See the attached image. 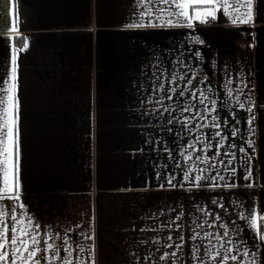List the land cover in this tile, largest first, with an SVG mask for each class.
<instances>
[{
  "label": "crops",
  "instance_id": "0c3cea01",
  "mask_svg": "<svg viewBox=\"0 0 264 264\" xmlns=\"http://www.w3.org/2000/svg\"><path fill=\"white\" fill-rule=\"evenodd\" d=\"M246 4L213 0L207 7L217 24H207V17L189 28L183 17L161 15L169 6L158 0H0V89L11 86L16 57L19 202L25 205L18 211L40 225L45 240L55 236L49 242L61 246L62 256L68 239L74 264H173L158 257L177 251L167 245L183 235L175 264H198L194 244L204 264H212L205 250L214 255L220 242L213 238L210 246L203 233L222 234L225 225L232 254L243 264H264V241L240 219L249 210L264 216V0H252L251 23H232ZM148 9L152 14L141 16ZM168 19L171 26L161 24ZM136 24L146 26L129 27ZM174 73L184 77L176 81L188 89L183 97L168 91ZM161 82L164 92L154 91ZM162 95L173 96L163 101L171 105L167 112L155 103ZM196 111L207 119L187 123ZM253 114L254 135L247 124ZM216 131L227 139L221 155L209 161L215 168L195 161L202 151L185 160L197 136L211 139L207 155L214 156L221 141L212 138ZM249 139L255 142L247 149L250 161L237 151ZM249 167L252 177L245 180ZM189 168L195 171L185 180ZM217 172L223 180L212 179ZM199 175L204 179L196 182ZM177 215L180 231L164 227ZM258 223L264 232V220ZM194 231L202 238L192 241ZM246 250L256 256H243Z\"/></svg>",
  "mask_w": 264,
  "mask_h": 264
},
{
  "label": "snow or ice",
  "instance_id": "6c2138e0",
  "mask_svg": "<svg viewBox=\"0 0 264 264\" xmlns=\"http://www.w3.org/2000/svg\"><path fill=\"white\" fill-rule=\"evenodd\" d=\"M159 3H163L165 5H168L169 7L166 9H160L161 15H163L165 12H167L168 16H178L183 17L186 21H188L187 26L189 28L193 27L192 21H199V22H205V19L207 17L216 18V12L212 9L207 7V5H210L213 3V0H158ZM174 5V8L176 10H172V6ZM252 0H247L246 4V13L237 16L236 18L232 19V23H237L239 21L240 23H251L253 21V12H252ZM152 14L151 9H148L145 12L141 13V16H150ZM161 24H167L171 26L173 24V21L171 19L168 20H161ZM144 24H136V25H130L129 27H145ZM155 27V25H151ZM13 31H16L14 28ZM25 48H27V43L24 45ZM12 83L11 86L7 89H0V91H5L7 93L6 96H0V173H2V183H0V264H55L57 260L61 262V264H74V260L72 259L73 252H72V246L68 244V239L64 240V244L68 245V247L63 248V252L65 255H61V246L56 245L54 243H50L49 241L54 240L55 236L48 235L47 239H44L43 234L40 233V225L35 223L33 219L28 216L23 211L25 208V205L23 203H20L21 200V193H22V184L20 182L19 174H20V142H19V100L17 97V91H16V57L13 55L12 57ZM183 76H179L178 74H173L171 76V79L169 81L170 84L174 85L168 89L169 92L173 94H177L180 97H183L185 95V92L188 91V89L185 87L183 90H181L180 85L176 83L177 80H183ZM189 85L192 84V80L189 79L187 81ZM157 92H164L165 85L163 82H161L158 87H155L153 89ZM193 99L196 98V93L193 92L192 94ZM200 96L202 97L200 99V103L203 104L204 100L207 99L206 96H204V93L201 92ZM172 100V95L160 96L159 100H156L155 103L160 104V106L163 108L165 112L169 111L171 108V105L168 107H164L163 101L164 99ZM213 105L215 102H212ZM192 107H184L182 109V112H191ZM206 111L212 112L215 111V108H207ZM240 107L243 109L245 108L244 104H240ZM254 107V105H253ZM253 107H248L246 110L249 113H253ZM154 113L158 111V109L152 110ZM199 117L200 119L204 120L207 119L204 115H202L201 112L196 111L195 114L191 117H185V121L187 123H191L192 120ZM217 118L215 116L212 117V120L215 121ZM255 121V115H251L249 119L247 120V124L249 125L248 131L254 135V128L251 127V125ZM171 123V121H169ZM196 129H200L202 127H208L207 124L200 125L197 124ZM212 127L219 129L220 125L217 123H213ZM239 134L238 130L232 131L231 136L237 137ZM221 137V141L218 142L215 145L216 153L214 156L209 157L207 155V151L214 147L213 143L211 142V139L208 136L201 137L197 136L194 141L190 142L187 146V149L185 151L187 152V155L185 156L186 161H193V152L202 151L205 154L203 156L197 155L195 157V161H199L202 164H208L209 167L215 168V164H209L210 160H215L216 157L221 155V149L224 147L223 141L227 139V137H222L220 131H216L214 134V137ZM207 140L208 142L205 143L204 141ZM203 144V147L198 149L196 147L197 143ZM254 140L249 139L246 141L245 146H241L237 149L239 153L243 154L242 159L244 160H251L252 157L248 155L247 149L249 147H253L254 150ZM232 147H235V144L233 143L231 145ZM189 149L191 151H189ZM183 155V153H182ZM227 155V153H225ZM232 158L235 159V153L232 154ZM223 163V161H221ZM228 164L232 163V160H229L227 162ZM195 171V168H189L184 173V179L188 180L191 177L192 172ZM201 172L204 171V169H200ZM233 173H235L236 169H232ZM159 175V173L157 174ZM252 177V171L249 167L247 169V174L245 175V180H250ZM221 179L223 180L224 177L219 175V172H217V176L212 177L213 180L215 179ZM195 181L199 182L204 177L202 175L195 176ZM168 183L172 184V178H169ZM163 186V185H161ZM216 186V185H213ZM231 186V185H229ZM251 186V185H249ZM10 201H17L16 204H9L7 202ZM219 216L217 215L216 219L219 220ZM181 219L180 215H177L175 218V221L172 223L164 226L168 228L169 230H176L180 231L182 226L177 223ZM241 220H247L248 226L251 229H254L259 236V239L261 241H264V232H261L260 224L258 221L264 220V216H258L257 214L253 213L251 210H249V215L245 216L243 213L240 216ZM207 223V221H205ZM203 224L196 225L197 228H203ZM209 227H212V224L208 225ZM221 227H224L226 230L221 233L213 234L211 232H204L203 238L209 239V245L211 246V240L214 238L218 242H220V250H215L214 255H210L209 250L206 249L204 255L207 256L211 261L212 264H217V258H219L218 264H228L229 261L236 262L240 261L241 264H243L240 257L237 255L232 254L234 251H236V248L232 246L234 242L231 239H225L229 237L230 233L227 230L225 225H221ZM144 229H141L143 231ZM89 239H92L93 237H88ZM201 233L195 232L190 237L192 241H197L198 239H201ZM180 243H175L173 241V237L170 234L168 236L169 241H173V243H169L167 245L168 248H172L173 246L177 251L172 252H164L162 255L158 257L159 261H168L172 260L173 264H175V258H177L178 251L182 250L184 247V236L181 235L179 238ZM43 242V244H42ZM155 243H159L158 241ZM225 245H229L230 247H226ZM79 251H84L83 248H79ZM223 250V251H221ZM252 257L256 256L255 252L249 253V251H245L243 253V256H249ZM149 256H152V253H149ZM193 256L197 259L198 264H204L203 260L200 257V245L194 244L193 245ZM149 257H145V260H147ZM94 264V262H93ZM249 264H255V260L249 262Z\"/></svg>",
  "mask_w": 264,
  "mask_h": 264
},
{
  "label": "built area",
  "instance_id": "2783aa9c",
  "mask_svg": "<svg viewBox=\"0 0 264 264\" xmlns=\"http://www.w3.org/2000/svg\"><path fill=\"white\" fill-rule=\"evenodd\" d=\"M206 23L209 25H215L217 24V20H215V18L209 17Z\"/></svg>",
  "mask_w": 264,
  "mask_h": 264
}]
</instances>
